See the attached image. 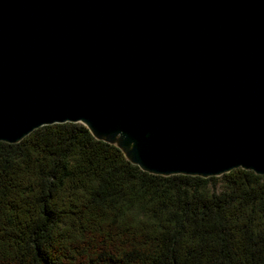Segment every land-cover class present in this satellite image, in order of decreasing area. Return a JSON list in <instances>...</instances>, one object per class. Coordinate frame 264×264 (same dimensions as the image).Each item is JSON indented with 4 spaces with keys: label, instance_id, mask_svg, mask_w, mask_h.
<instances>
[{
    "label": "water",
    "instance_id": "water-1",
    "mask_svg": "<svg viewBox=\"0 0 264 264\" xmlns=\"http://www.w3.org/2000/svg\"><path fill=\"white\" fill-rule=\"evenodd\" d=\"M82 123L156 175H264V0H0V141Z\"/></svg>",
    "mask_w": 264,
    "mask_h": 264
},
{
    "label": "trees",
    "instance_id": "trees-1",
    "mask_svg": "<svg viewBox=\"0 0 264 264\" xmlns=\"http://www.w3.org/2000/svg\"><path fill=\"white\" fill-rule=\"evenodd\" d=\"M0 264H264V175L142 170L82 123L0 141Z\"/></svg>",
    "mask_w": 264,
    "mask_h": 264
}]
</instances>
